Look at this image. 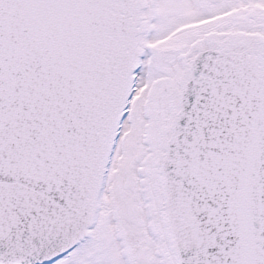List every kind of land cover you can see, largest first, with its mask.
<instances>
[{"label": "snow or ice", "instance_id": "6c2138e0", "mask_svg": "<svg viewBox=\"0 0 264 264\" xmlns=\"http://www.w3.org/2000/svg\"><path fill=\"white\" fill-rule=\"evenodd\" d=\"M0 264H264V0H0Z\"/></svg>", "mask_w": 264, "mask_h": 264}]
</instances>
